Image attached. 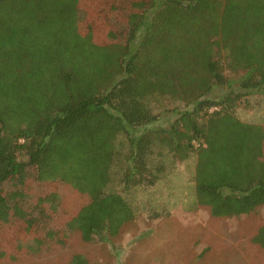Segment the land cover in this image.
Instances as JSON below:
<instances>
[{
	"label": "trees",
	"instance_id": "trees-1",
	"mask_svg": "<svg viewBox=\"0 0 264 264\" xmlns=\"http://www.w3.org/2000/svg\"><path fill=\"white\" fill-rule=\"evenodd\" d=\"M117 2L0 0V262L18 223L30 234L15 246L29 253L73 230L113 241L137 215L123 193L191 157L195 208L215 218L264 208V124L236 115L264 92V0H149L139 12ZM164 111L168 129L155 127ZM54 183L84 198L60 236L52 217L68 197L45 194ZM252 242L264 250V224Z\"/></svg>",
	"mask_w": 264,
	"mask_h": 264
},
{
	"label": "rangeland",
	"instance_id": "rangeland-1",
	"mask_svg": "<svg viewBox=\"0 0 264 264\" xmlns=\"http://www.w3.org/2000/svg\"><path fill=\"white\" fill-rule=\"evenodd\" d=\"M113 1H123L122 6L131 5L130 8L136 12L142 2L149 0H135L134 5L133 0H129V3L125 0ZM84 8L89 9L87 4H84ZM128 13L129 10L124 17ZM106 21V18L98 15L94 18V23L101 28H104L102 23ZM127 21L129 19L124 24ZM124 27L121 28L122 32H125ZM100 30V36L106 39L105 31ZM215 91L218 97L223 94V88ZM246 98L236 108L237 117L246 123L264 124V92H256ZM166 112L160 116L155 127L170 128L174 115ZM195 165L196 159L191 157L178 163L154 187L123 193L135 207L137 215L113 241L87 243L82 240L80 232L73 230L67 233L66 243L55 244L50 252L29 253L15 246L18 232L22 241L30 234L18 223L14 231L11 228L6 232V252L0 264H71L73 256L77 254L84 255L89 264H264V250L252 242L264 224V208L233 218H215L209 208H195ZM33 176L30 175V184H35ZM61 185L54 183L55 192L52 188L44 190L45 194L57 193L68 197L62 204L63 212L62 208L59 210L62 214L55 215L56 219L52 217L56 234L67 223L68 217L70 219L76 215L77 198L84 201L82 195ZM28 188L30 194L38 196L34 186ZM32 198L36 200L35 196ZM52 206L60 208L55 204ZM37 236L40 234L37 233Z\"/></svg>",
	"mask_w": 264,
	"mask_h": 264
}]
</instances>
